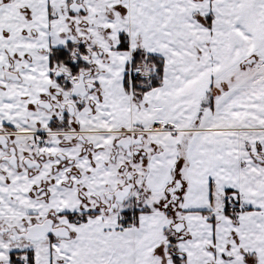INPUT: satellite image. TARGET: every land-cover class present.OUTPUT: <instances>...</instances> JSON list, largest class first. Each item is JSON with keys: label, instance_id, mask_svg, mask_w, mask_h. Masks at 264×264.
<instances>
[{"label": "snow or ice", "instance_id": "1", "mask_svg": "<svg viewBox=\"0 0 264 264\" xmlns=\"http://www.w3.org/2000/svg\"><path fill=\"white\" fill-rule=\"evenodd\" d=\"M0 264H264V0H0Z\"/></svg>", "mask_w": 264, "mask_h": 264}]
</instances>
